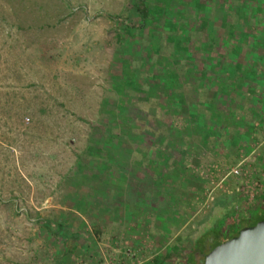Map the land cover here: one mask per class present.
Instances as JSON below:
<instances>
[{
  "label": "rangeland",
  "instance_id": "374dc122",
  "mask_svg": "<svg viewBox=\"0 0 264 264\" xmlns=\"http://www.w3.org/2000/svg\"><path fill=\"white\" fill-rule=\"evenodd\" d=\"M142 1L145 19L135 0H0V264H61L55 247H70L68 226L83 227L82 212L93 209L84 217L97 222L87 227L108 249L77 254L72 264H185L210 211L264 207L263 98L248 94L252 106L244 109L232 99L241 90L228 93L229 101L222 90L215 93L221 131L237 132L236 121L244 130L232 162L214 136L204 144L183 135L196 118L185 108L197 97L191 77L215 76L211 59L236 43L239 6L248 11L243 52L254 49L258 33L264 39V0ZM173 72L190 77L175 89L184 109L170 115V99L179 101L166 83ZM216 77L226 82L222 71ZM233 165L237 173L228 171ZM177 167L182 172L171 170ZM185 178L199 179L200 187L194 191ZM189 192L179 229L175 218L169 230L158 224L161 210L147 214L153 201L181 210ZM108 208L122 213L117 236L97 238L92 227ZM140 247L161 248L143 260L149 252ZM196 258L200 264L202 255Z\"/></svg>",
  "mask_w": 264,
  "mask_h": 264
},
{
  "label": "crops",
  "instance_id": "0c3cea01",
  "mask_svg": "<svg viewBox=\"0 0 264 264\" xmlns=\"http://www.w3.org/2000/svg\"><path fill=\"white\" fill-rule=\"evenodd\" d=\"M254 22H257V21H254ZM257 23L259 24V22H257ZM255 37L256 36H254V38L252 40V45L257 43L255 41L256 40ZM248 40L249 39H247L245 44L248 42ZM260 40H264V39L261 38ZM261 42H263V41H261ZM258 43H260V42H258ZM233 48H234V46H233ZM260 48L261 47L259 45L257 47V49L252 48V50H248V51L244 50V52H242L243 63L241 66L239 63H234V60H237L236 58L233 59L231 56H227L228 61L230 60V62L234 63V64L232 65L229 62L228 67L225 70H221L219 68H216V69H213L211 72V74H214L216 76L218 73L220 74L222 71L225 74V76H227L226 82L221 83V82H218V80H213L209 87H205V88H208V91L206 92L204 97H202L203 98L202 100L209 98L215 107V103H216L215 93H216V91L222 90V92H224L225 96L227 97L226 101H229V99H231L232 95L228 94V93H233V92L235 93L237 90H241L240 92H243L241 95L242 97L239 99L238 97L234 96V94H233L232 99H233L234 104L241 103V105L243 106L244 109L248 108L249 106H252L249 103H245V100H247V98H248V94H250V97H249L250 100H253V101L258 100L259 101V100H262V98H263V101H264V96H261V94H260V93H264V51L260 50ZM221 80H222V78H221ZM197 97H199V96H197ZM197 97H194V98L197 100ZM241 99H243L244 101H242ZM217 103H218V101H217ZM225 105H227V103ZM216 113H217V111H215V115H216ZM205 116L206 117L204 118V122L207 125H209V127H211V125H212L211 115L209 117V115L207 113V115H205ZM216 118H218V115H216ZM221 120H224V119L219 118L220 122L217 121L216 124H214L212 131L204 132V133L201 132L202 129L200 126H198V122H196L197 123L196 125H195V122L192 123L194 126H192V124L187 123L188 126L185 128L187 131L190 130V132L183 134V135H185L184 139L189 140V141L192 139V141L194 140V142H196L197 140H199L198 138H200V140H202V143L209 144L210 138L212 136H214V137H212V140L216 141V139H217V142H219L218 146L220 147V150H224L225 155L230 156L229 161L232 162V161H234L235 156H236L235 155L236 154V148L235 147H237L239 145V142L244 140L245 135H243V138L240 141H239V139L236 141V139L242 134L241 130H243V129H242L241 125L239 126L238 121H236L238 124V127H237L238 131L237 132H236V129H234V128L231 129L232 131H229V130L228 131H221V128L217 125V124L221 123ZM251 121L253 122V120H251ZM259 124L264 127V118L260 120ZM215 126L219 127L218 131L215 129ZM193 129H196V130L191 132V130H193ZM220 133H222V134H220ZM237 133H241V134H237ZM195 135L198 136V138L191 137V136H195ZM209 135H212V136L210 138H208ZM167 139H171V137H168ZM178 139L182 141L183 137H179ZM230 142L235 143V145H233V149H231L232 151L228 150V153H227L225 149H227L226 147ZM186 144L191 146V147H196L194 144H191L190 142L186 143ZM259 148L264 149V142L263 141H260ZM187 149L190 150L189 147H187ZM193 159H196V158L194 157ZM261 161H264V157L261 158ZM156 164H157V162H156ZM262 165H263V163H262ZM157 167H158V165L156 166V168ZM160 169H162V168L160 167ZM171 170H174L175 172H182V169H178V167L171 169ZM171 170H170V172H171ZM160 171H166V170H160ZM117 180L120 183L119 186H122L120 179L117 178ZM188 182L192 186L190 188H192L194 191L200 187L199 185L201 183L199 181V179L198 180L195 179V181H193V182H191V181H188ZM170 194H172V193H170ZM84 196H86V195H84ZM263 196H264V194H263ZM190 197H191V195L189 192L185 198H183V199L181 198V203H183L182 209L180 210V208H179V209H176V211H175L174 207H171L172 202L168 203L166 205H158L157 204L158 201H153V205L151 206V208L147 209V214L150 215V217H151V214H149V212H151L153 215V213L156 210H161L162 212L158 213L159 214L158 220L156 219L158 224H160V226H161V224L163 223L162 227L164 229L169 230L171 228V220L170 219L175 218L176 219L175 223H177L175 226L179 229V227L182 225V223L186 222L185 219L187 218L185 216H186V210H187L186 208H187L188 203H186V205H185L184 200L186 199L188 201V199ZM178 201L179 202H176V203L180 204L179 199H178ZM84 202H85V200H84ZM90 207H91V205L88 208H90ZM180 207H181V205H180ZM228 207H229V205H224L223 207L219 206L217 210H213V211H210V213H208L206 220L204 222H201L199 225L200 226L199 227V234L191 239L192 242H190L189 247L193 244V242L196 240L197 237L201 236V234L208 231V229L211 228L212 225L214 223H216L220 218L226 216L225 219H228V217L231 218L234 215L233 211H231V209ZM110 210L111 209L108 208L107 210H105V213H102L103 218H102V220L100 219L101 221L98 222V225L95 224L96 225L95 226L93 224L94 226L92 228H93V231L95 232L97 238L102 233L105 234L107 232L111 233L114 236H117L116 235L117 224H118V222L122 221L121 220L122 213H121V216L118 217V214L116 213L117 211L114 210V212H113V210H111V211ZM164 211H167V212H165L166 214H168L170 212L171 217L168 218V216L165 215ZM254 211L258 212V214H259L262 211L264 212V207H262V206L256 207L254 210H252V213ZM94 212H95L94 209H93L92 213L88 212V214H87L84 211L82 212L83 216L81 215L80 217L82 218V223L84 224L83 227L77 226L74 222L72 223V226H68L69 227L68 230H69L70 234L73 236V239H72L73 241H72L71 246L70 247H55V252H56V255L58 257L57 259L61 262V264H72L70 261H73L72 260L73 257H75L77 254H82L84 256H86L87 254L93 255L98 250L108 249V247H100V245L104 244V242H102L100 240L98 241L97 239H95L94 234L91 231V228L87 227L86 222H89V221H91V223L97 222V221H93V218H88L89 221L85 219V217H87L86 215H89L90 217H92V214ZM164 216L166 217L165 218L166 220L161 219V218H164ZM76 218H78V216H76ZM159 219L162 220L161 223H160ZM242 219L243 218H241L239 220L241 221ZM163 220H165V221H163ZM58 222H59V220H58ZM154 225H155V223L153 222L152 228L150 227L151 233H152V231H151L152 229H153V231L156 230ZM233 227L234 226H232V225L231 226L230 225L225 226L223 232L226 234H231L232 233L231 229H233ZM98 230H100L99 231L100 234H98ZM211 239L212 238L208 237L206 241H211ZM204 245L207 246L208 242H205ZM111 248H113V247H111ZM140 248L142 251L145 250V251L149 252V254H147L143 259V260H146L147 258L152 257L153 255L160 252L161 247L158 249H155V247H140ZM166 250L168 251L169 248H167ZM189 253H191L190 248H189L188 254ZM197 254L202 255V252L199 251L198 249H195V251L193 252V255H192L193 256V263L192 264H196ZM154 259H155V257H154Z\"/></svg>",
  "mask_w": 264,
  "mask_h": 264
},
{
  "label": "trees",
  "instance_id": "16d2710c",
  "mask_svg": "<svg viewBox=\"0 0 264 264\" xmlns=\"http://www.w3.org/2000/svg\"><path fill=\"white\" fill-rule=\"evenodd\" d=\"M240 5H242L240 3ZM134 6L135 9L138 11L139 15L141 16L142 19H145L148 13V9L147 6L144 4V2L142 0H135L134 2ZM248 11L246 9H244L243 6H239L238 8L235 9L234 14H235V23L238 24L236 25V43L233 45L234 48L232 47V49H230L231 51H227L228 49H226L225 51H223L221 53L220 56H217L218 59H215L216 56L214 57V59H211L212 62H214V65L216 68H219L221 70H223V67L226 68L227 64H229L230 61H226L225 59L227 58V56H231L233 59H237L234 60V63H239L240 66L243 63L242 60V52H243V46H246L245 42L247 41V31L246 29H243V27H241V24H244L246 26V18L248 16ZM264 17V16H263ZM258 15H256L255 17V21L259 22V20H261V18ZM230 25H235L234 23H231ZM231 26V27H232ZM232 34V28L230 29ZM261 33H258V35H256V44L254 45V49H257L258 45L263 44L264 40H260ZM259 39V40H258ZM263 41V42H261ZM260 42V43H258ZM211 45L214 42H210ZM209 43V44H210ZM209 45L208 48L211 46ZM227 47V46H225ZM207 48V47H206ZM231 63L230 64H234ZM208 65H212L210 63H208ZM187 68H192L195 69V65L191 64L189 65ZM179 75L176 72L173 73H169L168 75H166V83L169 84L170 86V91L174 94V96H177L179 98V101H175L174 99H170L169 103L167 104V112L170 115H174L175 112L178 109H184V107L182 106L183 101H181L182 98V92L180 94L177 95V92L175 89H178L179 86H181L186 78V80H188V77H190L187 73L185 74V76H183L182 79V75L179 78ZM195 82V86H194V90L196 91V96H198L199 93H197V91H199V89H201L202 87H204V85H206V87L212 82L213 80H218V82H221V77H216V76H212L209 75L206 79L202 80L200 75H196V77H191ZM197 79V81H196ZM176 84V85H175ZM183 99V98H182ZM185 100V98L183 99ZM185 108L187 109L188 113L190 114V118H194L195 121V125L197 124L196 122H198V126L201 127L202 131L201 132H210L209 129V125H207L204 122V116L205 114L208 113L209 117L211 115V117L213 119H215L214 123L216 124L217 121H219V119H216V115H215V107L214 104L211 102V100L209 98L204 99V100H197V101H192L189 100V102L186 103ZM185 109V110H186ZM197 116H199V118L197 119ZM220 122V121H219ZM218 122V123H219ZM218 125V124H217ZM232 211V210H231ZM234 215L230 218L228 217V219H225L226 216L220 218L216 223H214L212 225L211 228L208 229V231H206L205 233L201 234V236L197 237L196 240L193 242V244L189 247L191 253L186 255V259L184 261L185 264H192L193 263V251L195 249H198L199 251L202 252V258L203 255L206 251H208L211 247H213L215 244L221 242L222 240L234 235L237 230L243 226L249 225V224H253L255 221H257L260 218L264 217V214L261 212L258 214V212L254 211L252 213V211H245L243 213H240L238 215L235 214V212H233ZM243 218L241 221L239 219ZM228 225H232L234 226L232 230L231 234H226L224 233V227L228 226ZM210 237L212 238L211 241H206L207 238ZM205 242H208V245H204ZM201 264V263H200Z\"/></svg>",
  "mask_w": 264,
  "mask_h": 264
},
{
  "label": "water",
  "instance_id": "95a60500",
  "mask_svg": "<svg viewBox=\"0 0 264 264\" xmlns=\"http://www.w3.org/2000/svg\"><path fill=\"white\" fill-rule=\"evenodd\" d=\"M201 264H264V217L215 244Z\"/></svg>",
  "mask_w": 264,
  "mask_h": 264
},
{
  "label": "built area",
  "instance_id": "2783aa9c",
  "mask_svg": "<svg viewBox=\"0 0 264 264\" xmlns=\"http://www.w3.org/2000/svg\"><path fill=\"white\" fill-rule=\"evenodd\" d=\"M228 171L232 172V173H237L238 169L236 168V165H233V166L229 167Z\"/></svg>",
  "mask_w": 264,
  "mask_h": 264
}]
</instances>
